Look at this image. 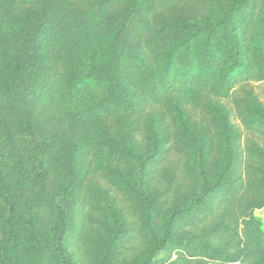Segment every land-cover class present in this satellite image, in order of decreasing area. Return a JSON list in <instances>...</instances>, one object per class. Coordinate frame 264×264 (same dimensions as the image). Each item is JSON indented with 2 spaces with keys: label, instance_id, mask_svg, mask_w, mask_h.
I'll list each match as a JSON object with an SVG mask.
<instances>
[{
  "label": "trees",
  "instance_id": "trees-1",
  "mask_svg": "<svg viewBox=\"0 0 264 264\" xmlns=\"http://www.w3.org/2000/svg\"><path fill=\"white\" fill-rule=\"evenodd\" d=\"M182 1L188 0H159V5L167 9ZM252 1L234 0L225 16L242 13ZM154 5L151 0H0V132L27 140L32 161L31 202L19 210L10 196L6 210H0V224L12 233L10 247L0 254L2 264H22L19 225L25 241L37 250L23 264H72L63 235L54 245L45 244V223L80 211H102L112 190L123 193L130 204L122 219L108 224L107 233L89 240L100 264H126L124 255L138 243L167 256L155 260L152 253L135 264H260L264 230L255 212L264 207V112L252 89L241 94L236 89L264 83V29L255 35L252 48L232 52L218 40L215 28L200 26L185 39L161 15L155 27L150 20L156 15ZM174 9L172 21L193 18L192 8ZM93 43L106 47L102 64L71 56L68 66L59 68L48 57L53 48L79 50ZM92 87L104 92L72 109ZM186 95L218 123L222 157L218 162L201 159L202 149L182 132L176 143L184 163L178 160L171 169H162L160 191L137 195L125 188L117 168L136 155L121 139L105 134L96 142L106 164L100 178L87 183L77 169L76 140L61 145L60 162L54 166L50 142L35 133L41 104L63 115L73 128L98 118L141 116L165 105L177 119V106ZM229 99L253 138L242 139L221 116L219 101ZM241 156L247 163L244 178L238 170ZM157 173L152 171L154 179ZM100 179L108 187L102 188ZM42 212L50 216L44 220ZM173 255L177 259L172 261Z\"/></svg>",
  "mask_w": 264,
  "mask_h": 264
},
{
  "label": "rangeland",
  "instance_id": "rangeland-1",
  "mask_svg": "<svg viewBox=\"0 0 264 264\" xmlns=\"http://www.w3.org/2000/svg\"><path fill=\"white\" fill-rule=\"evenodd\" d=\"M151 1H155L154 12L156 15L150 18L155 27L161 24L156 19V16L161 15L174 28L179 27L182 38L185 39L195 34L200 26L215 28L218 40L228 44L232 52H236L237 49L244 52L252 48L256 40L255 35L264 29V0H253L242 13H234L231 18H227L225 15L234 8V0H188L169 6L167 9L160 7L159 0ZM175 6L192 8L193 18L186 21H172L174 19L171 18V13L175 11ZM107 54L106 47L93 43L79 50L53 48L48 57L50 62L56 63L59 68H64L68 66L71 56L91 64H102L106 61ZM240 60L245 62L246 58L242 55ZM249 89H252L257 95L264 112V83L241 86L236 89V93L241 94L243 90ZM103 92L104 89L101 87L90 88L79 96L72 109L84 107L98 99ZM219 104L221 116L229 119L231 130L240 132L242 139L253 138L250 133L244 130L235 112L232 99L221 100ZM177 107L180 111V116L177 119L171 116L165 105L161 108H149L141 116L122 115L98 118L89 125L72 128L66 123L63 115L58 114L47 105L41 104L34 123L35 133L40 140L50 142L54 166L60 162L61 145L66 140H76L79 145L77 169L80 176L87 179V183L99 179L100 170L106 164L102 156L103 152L95 146L96 142L105 134L121 139L135 153L136 159L129 165L117 169L127 182V185L124 184L125 188L141 195L143 192L163 189L157 178L162 173V169H171L177 165L178 160H180V165H183L184 161L181 159L176 143L178 139L182 138V132H188L189 137L195 140L197 150L202 149L201 159L215 162L221 160L222 153L217 146L218 123H215L203 109L196 107L189 95L182 97ZM231 136L234 138V135ZM234 140L235 143L241 144L239 140L237 141L235 138ZM258 141L260 142V140ZM246 164L245 156H241L238 170L243 178L246 174ZM155 169H158V175L156 174L154 179L152 171ZM31 170L32 161L28 141L21 137L8 138L0 132V210H6L10 196L15 198L19 210L31 202V191L28 188ZM101 182H103L102 179H100ZM100 186L105 189L108 184L103 182ZM123 195L121 192L112 190L110 197L104 200L101 205L102 211L97 208L80 211L72 217L66 216L63 219L61 217L56 218L55 221L44 222L49 233L45 244L50 241V245H54L57 243L58 236L63 235L66 238L64 246L72 264H100L96 245L89 240L107 233L108 224H112L113 220L123 218L130 204ZM42 214L45 217L42 218L44 220L50 216L47 212H42ZM104 214L107 217H104ZM255 216L261 222L264 230V207L257 210ZM20 228L19 225L16 230L21 234L18 242L19 246L22 245L20 262L23 264L36 254L37 250L25 241ZM11 234V227L0 224V254L5 251V248L10 247ZM152 253H156L155 260H162L167 256L165 251H149L144 244L138 243L131 252L124 255L123 259L126 264H135ZM176 259L177 255H173L172 261ZM258 261L260 264H264V256L260 257ZM0 264L2 263L0 262ZM164 264H170V262L166 261Z\"/></svg>",
  "mask_w": 264,
  "mask_h": 264
}]
</instances>
